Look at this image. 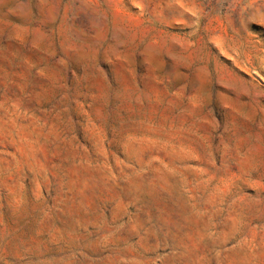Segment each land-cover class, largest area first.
I'll return each instance as SVG.
<instances>
[{
  "label": "rangeland",
  "instance_id": "1",
  "mask_svg": "<svg viewBox=\"0 0 264 264\" xmlns=\"http://www.w3.org/2000/svg\"><path fill=\"white\" fill-rule=\"evenodd\" d=\"M0 264H264V0H0Z\"/></svg>",
  "mask_w": 264,
  "mask_h": 264
}]
</instances>
